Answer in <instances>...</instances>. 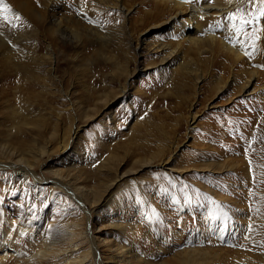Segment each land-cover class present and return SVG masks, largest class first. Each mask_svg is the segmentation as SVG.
<instances>
[{
  "label": "rangeland",
  "instance_id": "obj_1",
  "mask_svg": "<svg viewBox=\"0 0 264 264\" xmlns=\"http://www.w3.org/2000/svg\"><path fill=\"white\" fill-rule=\"evenodd\" d=\"M174 1L3 0L12 14L0 18V36L17 40L20 56H36L43 75L30 89L24 80L5 91L0 86V161L23 159L44 178L22 183L13 171L0 176V245L4 229L11 235L8 251L0 254H7L8 264L23 262L48 236L66 251L42 264H63L68 251L80 264L95 262L92 238L82 235L89 225L87 207L88 228L104 260L116 255L118 241L139 238L136 263L139 254L157 264L178 261L195 240L181 242L178 233L197 236L203 221L210 229L218 219L222 230L207 249L214 264H264V19L256 31L246 25L236 35L233 26L240 20L230 17L239 16L238 9L251 11L248 0L185 3L237 2L227 12L199 18L206 51H181L203 77L186 81L182 59L167 62L166 51L152 49L180 41L181 32L169 24L177 12ZM229 38L251 57L242 47L214 50V39ZM251 70L258 73L249 91L255 92L238 91ZM159 152L165 161L144 162ZM219 163L229 167L215 172ZM209 164L212 171H200ZM56 177L86 190V209L55 185ZM231 186L228 193L224 187ZM214 188L242 204L251 192L256 208L239 214L231 201L222 207ZM21 225L31 231L20 234ZM69 229L80 237L65 234Z\"/></svg>",
  "mask_w": 264,
  "mask_h": 264
},
{
  "label": "bare ground",
  "instance_id": "obj_2",
  "mask_svg": "<svg viewBox=\"0 0 264 264\" xmlns=\"http://www.w3.org/2000/svg\"><path fill=\"white\" fill-rule=\"evenodd\" d=\"M173 3H174L173 7H175L177 12L174 15V17L172 18L173 22L171 21V22H169V24L172 27H174L175 29H178L179 33L181 32L179 34L180 41H178L176 45L161 44L159 46H153L152 49L153 50L157 49L160 52L166 51L167 55L165 56V58H166L167 62H170V61L176 60V59H182L181 64L179 63L181 65L180 69H182V72H181V70H180V72L183 74V78L186 81L187 80L189 81L191 79L200 80L203 77V71H200V69H197V68L191 66L187 62L185 63L187 53H183V51H181V50L184 46H187L188 49L189 48L196 49L198 54L206 51L205 47H203L202 43H201V41L206 39V38L198 35V31L201 30L200 29L201 26H200V23L198 21L199 18H201L203 15L209 14L211 11H214V10L227 12V11L231 10L232 8H234L236 6L237 2L230 1L226 5H221L219 3H217V4H206V5H203L201 7L197 6V5H191V4H190V6H187L185 3L178 1V0L174 1ZM163 9H165V8H163ZM226 41L227 40H225V39H221L220 41H216V39H214L213 40V43H215L214 50L216 52H218L217 49L219 46L220 48H223V49H225L227 51H231V52L241 51L240 50L241 47H239L238 42L234 44V43L226 42ZM17 42L18 41L15 39H12V41H11V40L6 39L5 37L0 36V86H1L3 91L8 90L9 84H13V83H19L20 84V82H22L23 80L24 81H30V82H28L30 87H26V88L30 89L31 87H35L36 85H38L40 80H42L41 78L43 77V75L40 74V70L37 68L38 66L36 65V63L38 64V60H37L36 56L31 57L29 55L27 58L24 56H20V53H18L19 49H16L14 47L15 43H17ZM261 45H262V43H261ZM263 47H264V45H263ZM260 48H261V46H260ZM217 62H216L217 65L223 66L224 64L222 62H225V61H221V60L219 61L218 60ZM53 70H56V69L53 68ZM249 73L247 75L248 78L247 77L245 78L246 81H244V83L240 86L238 91H240V92L243 91V93L248 92V94H253L255 92V89L251 92H249V91H250V87L252 86L253 80L257 78L258 73L256 70L255 71L251 70ZM55 77L56 76L54 75L50 79L53 82H55ZM218 78H219L218 80L221 81L222 78L221 77H218ZM123 91L125 93L128 92L126 87L123 88ZM108 98H109V95L107 92V94H104V97H102L101 100L103 102H107ZM195 117L196 116H194L193 119H195ZM76 132H77V130H76ZM76 132H75V134H76ZM73 136H74V134H73ZM205 153H206V155H208V154H210V151H207ZM161 154H162V152L156 153V154L152 155L151 157H149V159L147 161L144 160V162L150 163V162L154 161L156 158H160L162 160V158L164 156L162 157ZM202 154H204V153L202 152ZM164 158L165 159H163V161H165L167 157H164ZM239 166L240 165H238V167ZM199 167H203V169H200V171H206V170L212 171L213 170V169H210L211 164L207 165L206 167L205 166H199ZM228 167L229 166H227V165L224 166L221 163H219V165H217L215 168V172L218 171L219 173H222V172L226 171V169ZM33 169H34L33 166L30 165L29 163H26L23 159H19V160L13 161V162L10 160L4 161V162L0 161V176L1 177L6 176V174L9 171H13L15 174V177L20 179L22 181V183H26L28 180L30 181L31 176L36 181H39V182L44 180V178L39 176ZM240 170H243V168L239 167L237 172H239ZM57 176H60V175H57ZM6 177H8V175ZM53 182L57 186H63L66 189V192L70 193L71 197L73 196L75 199H77L82 204L83 207H85L83 204V201L81 200V198H82L81 194H83V196H84V192H86L85 189H83L81 187H75L77 184L76 185L73 184L74 185V187H73L70 184V182L65 184V183H63V179L58 178V177L54 178ZM74 183H76V182H74ZM263 183H262V185H263ZM260 184H261V182H259V187L261 186ZM219 185H220V183H219ZM253 186H257V185L254 184ZM203 188L206 189L205 186L202 185V187L197 188V191L201 193V192H203ZM224 188L229 193L232 186L231 187H224ZM253 189H254V187H253ZM87 190H89V189H87ZM210 190H211L212 194L215 196V198H217L220 201V204L222 207L229 206L226 203H230V201H231L232 206L234 208H236V210H237L236 212L239 214L246 213L247 210H249V212H250V207L255 206L256 200L253 199L251 192L247 191V196H246V201H245L246 204H242L238 200L239 198L234 200L231 197L226 196V194H225L226 192L224 190H221L219 188H214V189H210ZM90 193H91V191H90ZM258 193H254V194L258 195ZM259 196H261V195H259ZM84 198H86V197H84ZM175 198L176 199L179 198L178 195H175L174 199ZM242 200H244V199H242ZM193 204L195 205L196 203H193ZM254 208H256V206ZM261 208H263V207L261 206ZM85 209H86V207H85ZM257 209L261 210L260 207H258ZM86 211L89 213V225H91V221H92V219H91L92 217L90 215L91 210L87 207ZM102 215H103V213L101 214V216ZM87 219H88V217H87ZM212 222H213L212 225H209L210 229H207L205 227L206 222L203 221V225L201 226L202 229L199 231L200 233L198 232L200 235L197 234V236H194V237H192L191 235H189L187 233H183V232L178 233L177 232L179 234V239L182 240L181 242H183V240H185L184 238H195V240L193 242H191L192 244H189L190 247H187V249L182 253V255L180 257H178V261L160 262L159 264H214V258H212V253L210 250H207V249L212 247V245H213L212 239L214 237L217 238L219 236V235L218 236H216V235L218 232H220L222 230V223H220V220H218V219L212 220ZM11 223L12 222H10V221L7 223L9 225L8 228H11V226H12ZM72 225H74V224H72ZM88 226L84 227V230L82 231V235H84L86 237L90 236L92 238L90 248H93V251H91V253H94V256L96 257L95 262H93L92 264H157L155 262H150V260L144 259L143 254L138 255V256H140V258L136 263V254H138L137 250H136L137 249L136 246L140 244L139 238H134V240L131 243H123L122 241H118L117 244L115 245V248H114L116 255L113 258L108 257V259L104 260V258L101 256L100 251H99L98 238L95 237V235L93 234L92 227L88 228ZM16 228H18V227H16ZM74 230L75 229H69V231L65 232V230H64V232H65V234H70L72 237H76V236L80 237L81 234L78 233L79 235H77V232ZM19 231H20V234H24V235L26 234L27 235L31 231V228H29L28 226H22L21 225ZM1 236L5 240H4L3 245H0V252L4 251V250L8 251V247L11 244V243H9L11 240V235L7 229H4L3 235L1 234ZM131 236L137 237L138 235L131 233ZM43 241L44 242H43V245L41 247H38L33 253H31L27 257H25L23 262L21 261V263H18V264H42L43 261L52 259L55 256L58 257L59 255L62 254L63 251H66L60 243L55 242V240L53 241L50 236H48ZM111 243H114V242H111ZM198 243L205 245V247L199 246L200 244H198ZM18 253L21 255V251H18ZM70 253H71V251H68L65 253L66 258H65L63 264H80L83 261L79 257L74 258L73 255H70ZM6 256H7V254H6ZM6 256H5V254H4V256L2 254H0V264H8V262H7L8 257H6ZM17 258H19V257H17Z\"/></svg>",
  "mask_w": 264,
  "mask_h": 264
},
{
  "label": "snow or ice",
  "instance_id": "obj_3",
  "mask_svg": "<svg viewBox=\"0 0 264 264\" xmlns=\"http://www.w3.org/2000/svg\"><path fill=\"white\" fill-rule=\"evenodd\" d=\"M181 2L190 3L191 0H181ZM248 3L250 5H252L251 11L245 12V9H238L239 16H237L236 14H233L230 17L231 20H237V19L240 20V26L239 27H236L235 25L233 26L236 35H240L241 33H243L246 25H252L253 31H256L255 26L262 19H264V0H248ZM0 5H2V6H0V18L7 20L9 14H12V10L10 9V7L7 4L3 3V0H0ZM13 15H14L15 20H17V21L21 20V17L18 14H13ZM13 26L15 27L16 25H13ZM217 26H219V25H217ZM229 42L234 43L232 38H229ZM241 47H242V50L244 51V54L246 56L251 57V53L246 48H244L243 45ZM251 47L253 49H255L254 40H253ZM262 199H264V198H262Z\"/></svg>",
  "mask_w": 264,
  "mask_h": 264
}]
</instances>
